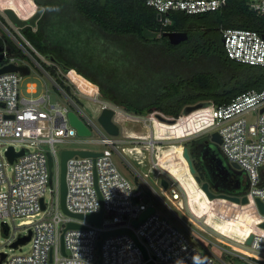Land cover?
Listing matches in <instances>:
<instances>
[{
	"label": "built area",
	"instance_id": "built-area-1",
	"mask_svg": "<svg viewBox=\"0 0 264 264\" xmlns=\"http://www.w3.org/2000/svg\"><path fill=\"white\" fill-rule=\"evenodd\" d=\"M145 1L157 11L158 18L164 26L173 24L171 17L173 12L202 14L220 10L228 3V0ZM249 8L259 15H264V0H249ZM18 34L24 41L23 47L26 50L30 48L31 51L28 49L30 57L48 73L54 84L65 95L67 103H51V95L47 91L39 96L26 98L20 91L23 74L7 72L0 75V103L5 105L0 106V234L4 235L3 223H7L9 233L5 244L12 248L11 245L24 236L22 234L17 236L18 227L26 226L28 232L25 235L32 231L31 240L28 242L31 245L30 251L20 255H9L5 252L7 256L2 264L51 262L55 264H217L218 261L224 263L215 254V249L209 247L211 244L217 247L215 242L211 241L201 247L192 239V226L198 224L189 216L190 223L179 226L155 210L147 218L140 220L137 226L133 224L149 206L153 205L143 202L141 192L120 171L113 158L114 153L119 149L122 150V154L129 155L125 152L127 148L122 146L124 140L119 136L109 135L97 121V117L106 107L115 109L116 120L118 113L122 112L121 106L112 101L100 100L99 89L94 95L83 93L60 65L45 58L21 32L18 31ZM222 36L229 58L264 67V33L254 29L228 27L222 29ZM3 55L0 67L9 63L23 65L17 62V58L9 57L8 51L5 50ZM36 56L59 67L62 74L65 73L64 76L72 82L68 83L65 79L66 85L74 84L81 94L100 104L99 107L92 109L96 120L86 114L75 92H68L66 86L59 83ZM31 85L33 83L28 86V91L36 92V85L34 88ZM72 110L84 118L92 131L90 137H84L81 141L102 143L109 148L103 151L59 148V145L75 141L78 135L77 129L71 125L69 119V112ZM202 110L209 112L211 121L208 127L211 134L217 131L221 136L222 143L218 147L226 161V166L235 170L234 164H237L239 166L237 171L244 174L248 182L247 192L237 196L241 200L247 197L249 203H235L225 199L237 204V207L223 203L227 209L220 207L216 215L220 221L224 219L231 221V216L247 214L248 211L253 210L256 218L253 233L246 237L244 244L236 243L240 247H247V241L253 235L252 243L248 247L253 255L237 249H235L237 252L244 255L227 249L222 250L227 255H235L245 260L243 264H264V227H262L264 214L260 212L256 201L259 198L264 202V89L248 90L229 103L213 104ZM248 115L253 116V121ZM94 133H97L98 137H93ZM18 145H21L20 149L17 148ZM11 146L14 147L15 152L25 150V153L17 156L13 163L7 155ZM64 149L100 153L96 158L76 154L67 162V208L71 213H82L83 219L67 214L61 206V152ZM49 156L53 159L52 184H50ZM9 165H13L11 175L8 173ZM55 170L58 177L57 187L54 185ZM96 178L98 189L95 185ZM49 185L54 194L51 206L45 199ZM168 189L171 191V197L165 190L164 194L174 207L183 210L184 201L188 198L187 192L183 193L175 188L174 183H169ZM98 192L102 195V201ZM42 200L45 202V209L42 208ZM102 208L104 211L101 224L87 220V214L98 213ZM16 219H23L20 222L22 225L14 224L12 228L10 222ZM70 222L78 223L81 227L68 228ZM118 229H131L136 239L128 233L103 237L104 232ZM203 230L208 234L206 229ZM62 237L65 253L62 252ZM2 245L4 244L0 239V253H2ZM22 247L24 245L18 248Z\"/></svg>",
	"mask_w": 264,
	"mask_h": 264
},
{
	"label": "trees",
	"instance_id": "trees-1",
	"mask_svg": "<svg viewBox=\"0 0 264 264\" xmlns=\"http://www.w3.org/2000/svg\"><path fill=\"white\" fill-rule=\"evenodd\" d=\"M35 2L45 11L35 31L23 29L26 38L45 54L56 53V61L72 69L68 77L82 91L97 93L99 86L103 100L120 105L130 115L181 119L187 105L200 101L222 105L248 90L264 89V67L229 58L223 45V28L264 33V15L251 10L249 0H228L224 8L202 14L173 12L171 26H164L145 0ZM170 31L187 32L189 37L173 45L164 36ZM132 41L139 44L131 45ZM153 62L159 67L157 73L147 71ZM62 80L72 93V86ZM214 148L219 152L218 146ZM195 168L218 192L242 195L248 190L242 173L238 174L241 185H222L202 162ZM222 170L230 172L227 166Z\"/></svg>",
	"mask_w": 264,
	"mask_h": 264
},
{
	"label": "rangeland",
	"instance_id": "rangeland-1",
	"mask_svg": "<svg viewBox=\"0 0 264 264\" xmlns=\"http://www.w3.org/2000/svg\"><path fill=\"white\" fill-rule=\"evenodd\" d=\"M0 7V37L4 39V46L0 48V59L4 57L3 53L6 50L9 52V57L17 58V62L19 64L26 65L31 69V73L24 75L20 82V91L22 95L26 98H31L39 96L43 92L47 91L51 95V103L61 102L66 104L67 100L65 95L54 84L48 73L45 72V70L30 57V48H27L26 50L23 47L24 41L18 34V31L23 34V29L26 27H32L35 31L41 17L38 19L35 27L29 24L24 27H18L6 14V10L13 9L19 17L22 15L23 18L20 17L21 19L29 20L38 12V9L43 6L38 5L35 0H0ZM132 44L138 45L139 42L132 41L131 45ZM38 51L45 58H49L48 55L50 54H45L40 49H38ZM53 56L57 58L56 53L53 54ZM36 58L59 83L62 85L64 84L62 80L63 78L67 79L66 81L68 83L70 82V80L64 76L65 73L63 72L64 74H62L59 67L47 63L44 58L40 56H36ZM49 61H51L50 58ZM55 64L59 65L60 61L57 60ZM147 71L157 73L159 71L157 63L154 64L153 62ZM32 83L36 85V92L34 93L28 91V86ZM80 90L82 91V87ZM92 91L93 90H87L82 92L87 95H94L95 93ZM72 92H75L77 99L81 101V106L84 108L86 114L96 120L92 109L96 106L99 107L100 104L93 102L91 99L81 94L74 84L72 86ZM99 98L100 100H103L102 95H100ZM121 110L122 112L117 115V121L122 124L120 125L122 131L119 136L120 139L124 140L122 146H125L127 151L135 147L138 151L143 150V154L138 156V160L143 161V163L139 164L138 160L134 157L122 154L121 149L114 153L113 158L120 171L125 174V176H127L141 192L143 202L148 205H153L157 212L179 226L190 223L188 216L191 217L192 221L198 224V226H192V239L201 247L211 241L215 242L217 247H214L212 244L209 245V247L211 246L212 249H215V254L224 261V263L218 261L217 264L245 263V260H242L240 257V260L234 259V257H236L235 255L227 256L226 252L222 249H227L229 251H233L234 253H241L237 252L231 245L216 238L236 243L234 236L229 231L225 230L224 225L235 229L241 227L244 230L253 233L256 223L253 210L248 211L247 214L240 213L238 216H231L232 222L226 221L225 219L220 221V218H218L216 214L220 207L227 209L223 203H225V205H234L235 207H237V204H232L225 199H210L203 191L202 183H198L196 180V175H200V172L193 174L189 161L184 156L185 147L191 149L190 147L193 143H202L204 139L211 136V131L208 127L211 121L209 112L206 110L197 111L190 116L181 117L176 124L169 125L168 123H162L154 115L134 116L126 113L123 108ZM248 118L253 121L252 115H248ZM147 133L149 134L147 135ZM124 134L125 136L131 138H125ZM93 137H98V134L94 133ZM132 137H142L143 139L136 140ZM83 139L84 137L77 135L74 139L75 141L59 145V148H87L93 151H103L105 148H109L108 145H104L102 143L83 142L81 141ZM20 146L21 145H18L17 148L20 149ZM191 158L194 166L196 163L200 162L199 159L193 155H191ZM12 166L13 165L8 166V173L10 175L12 174ZM162 179H166L170 184L174 183L175 188H178L181 192H187L188 198L184 201L183 210L174 207L170 199L164 194L165 190L169 197H171L170 189H166L164 187L162 188ZM57 180L58 177L55 170V187H57ZM204 181L208 180L204 179L203 182ZM51 188V185H49V189L45 197L46 203L49 206H51L54 198ZM211 189L214 192H218L212 187ZM222 213L224 214L225 212ZM23 219H16L14 222L11 221V227L13 228L14 224L22 225L20 222ZM218 222L224 225H219ZM188 227L191 228L189 225ZM203 228L208 231V234L204 232ZM18 229L17 236L18 234L25 235L28 232L26 226L18 227ZM0 239L4 244L1 247V252H6L9 255L25 254L31 249V245L29 243L24 245L21 249L11 248L10 245L5 244L7 237L2 234H0ZM248 247L249 245L247 247H240L239 245L236 249L244 251V253H252L248 250ZM47 264L55 263L51 262Z\"/></svg>",
	"mask_w": 264,
	"mask_h": 264
},
{
	"label": "water",
	"instance_id": "water-1",
	"mask_svg": "<svg viewBox=\"0 0 264 264\" xmlns=\"http://www.w3.org/2000/svg\"><path fill=\"white\" fill-rule=\"evenodd\" d=\"M43 13H44V7H40L38 9V12L31 19L23 20L18 16V14L13 9L6 10V14L9 17V19L18 27H24L28 24L35 27L37 25L38 19L42 16ZM164 36L169 39L171 44L179 45L188 39L189 34L183 31H174V32L170 31V32H166ZM48 57L50 58V60L56 62V59L54 56L48 55ZM59 65L65 73H68L69 71H71V68L66 66L65 64L60 63ZM7 72H20L23 75H28L31 73V69L26 65H17L15 63H9L7 65L0 67V75L7 73ZM212 105H213L212 101H200L195 104L187 105L183 110V115L190 116L194 114L195 112L208 108ZM0 106H5V105L3 103H0ZM116 114L117 112L115 111V109L111 107H106L105 109L102 110L100 115L97 117L98 123L104 128V130L109 135L115 136V137L120 136L121 131H122L121 126L115 120ZM155 117L158 118L160 121L164 123H168V124H176L178 122V119L169 118L162 114H156ZM69 119H70L71 125H73L77 129L79 136L90 137L92 135V131L89 128L87 122L84 120V118L78 115L74 110L69 112ZM209 139L213 143L214 146H218L219 144L222 143L221 136L219 132L217 131L212 133L211 136H209ZM24 153H25V150H22L21 152H15L14 147L11 146L7 152V155H8L10 162L13 163L17 156H21ZM76 154L83 156V157L90 156V157L96 158L100 155V153L89 151V150H75V149H64L61 152V173H60L61 206H62L63 211L66 212L67 214L72 215L73 217H76V218L83 219L84 215L82 213L74 214V213H71L67 208V193H68V186H67V179H66L67 162L71 157H73ZM191 155L195 156L194 151L192 149H189L188 147H185L184 156L189 161L191 171L193 172V174H196L197 170L194 166ZM52 166H53V159H52V156H49L50 184H52L53 182ZM234 168L235 170H239V166L237 164H234ZM95 180H96L95 185H96V188L98 189L97 178ZM196 180L198 183H202V189L208 195L210 199L223 198V199H228L230 201H233L235 203H243V204L249 203V199L247 197H243V199L241 200L239 196L234 195V194H229L226 192H214L211 189V183L209 181L203 182V179L200 175H196ZM162 185L166 189L169 188V183L166 179H162ZM98 194H99L100 200L102 201L103 199H102L101 193L98 192ZM256 201L259 206L260 212L264 214V202L259 198ZM45 207H46L45 202L44 200H42V208L45 209ZM155 210L156 209L154 206H149L147 210L141 214L140 218L133 222V224L137 226L140 220L147 218L150 214L154 213ZM103 211H104V208H102L101 211L98 213H89L87 214L86 218L90 222L101 224L103 222ZM79 227H81V225L75 222H70L68 224V228H79ZM262 227H264V224H262ZM3 233L5 236H7L9 233V226L7 223H3ZM122 233H128L136 239V235L133 233L131 229H118V230H114L110 232H104L103 237L122 234ZM31 235H32V231L30 230L28 235L21 236L17 241H15L11 245L12 248H18L20 245L27 244L31 240ZM252 240H253V235L249 237L247 244L250 245L252 243ZM61 243H62V252L65 253V244H64L63 237H62ZM98 246L99 247L101 246V241L98 243ZM6 256L7 254L5 252L0 253V257H1L0 264H2V261L6 258ZM51 260H52V257L50 261Z\"/></svg>",
	"mask_w": 264,
	"mask_h": 264
},
{
	"label": "flooded vegetation",
	"instance_id": "flooded-vegetation-1",
	"mask_svg": "<svg viewBox=\"0 0 264 264\" xmlns=\"http://www.w3.org/2000/svg\"><path fill=\"white\" fill-rule=\"evenodd\" d=\"M194 153L195 157L199 159L200 162L205 167L207 173L213 176L222 185H241L238 178L239 171L230 169L229 171H224L222 168H226V161L224 157L215 150L213 143L210 141L209 137L204 139L202 143H193L190 147ZM217 160V163L215 162Z\"/></svg>",
	"mask_w": 264,
	"mask_h": 264
},
{
	"label": "bare ground",
	"instance_id": "bare-ground-1",
	"mask_svg": "<svg viewBox=\"0 0 264 264\" xmlns=\"http://www.w3.org/2000/svg\"><path fill=\"white\" fill-rule=\"evenodd\" d=\"M72 70V69H71ZM31 87L32 88H34L35 87V84H33V85H31ZM158 119V118H157ZM162 122V121H161ZM162 123H164V122H162ZM169 125H172V124H169ZM133 133V132H132ZM149 133H150V131H149ZM149 133H147V135L149 134ZM127 135V134H126ZM124 136H125V134H124ZM125 137H127V138H131V137H128V136H125ZM132 138H134V139H143L142 137L141 138H135V137H132ZM178 150V149H177ZM126 153L127 154H129L131 157H134L136 160H138V156L139 155H141V154H143V150H139L138 151V149L135 147V148H131L130 150H126ZM138 163L140 164H142L143 163V161H141V160H138ZM163 188V187H162ZM224 223V222H223ZM218 224L219 225H224V224H222V223H219L218 222ZM227 225H224V228H225V230L226 231H229L233 236H234V239H235V241H236V243H238V244H242V243H244V240L246 239V237L248 236V235H250V234H252V232H250V231H247V230H244L243 228H241V227H239L238 229H235V228H231V227H226ZM220 241H223L224 243H226V244H229V245H231L234 249H236V248H238L239 247V245H237L236 243H234V242H228V241H224V240H220ZM242 252H244V251H242ZM246 253V252H245ZM247 254H250V255H253V253H247Z\"/></svg>",
	"mask_w": 264,
	"mask_h": 264
},
{
	"label": "crops",
	"instance_id": "crops-1",
	"mask_svg": "<svg viewBox=\"0 0 264 264\" xmlns=\"http://www.w3.org/2000/svg\"><path fill=\"white\" fill-rule=\"evenodd\" d=\"M88 80V79H87ZM90 81V80H89ZM92 82V81H91ZM93 83V82H92ZM95 84V83H94ZM95 85H97V84H95ZM98 86V85H97ZM98 88L100 89V87L98 86ZM98 111H99V109H98ZM98 111H96V113H98ZM95 113V114H96ZM116 122L119 124V125H122L121 123H119L118 121H117V119H116Z\"/></svg>",
	"mask_w": 264,
	"mask_h": 264
}]
</instances>
